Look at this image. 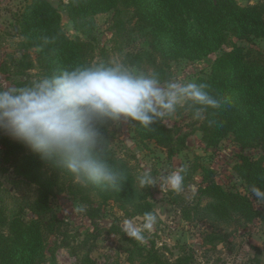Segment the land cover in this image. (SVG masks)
Listing matches in <instances>:
<instances>
[{
  "label": "rangeland",
  "instance_id": "374dc122",
  "mask_svg": "<svg viewBox=\"0 0 264 264\" xmlns=\"http://www.w3.org/2000/svg\"><path fill=\"white\" fill-rule=\"evenodd\" d=\"M31 1L0 0V83L8 86H23L46 73L45 61L39 60V48H22L23 37L14 20V14ZM46 1L57 9L63 33L73 40H81L84 43L81 53L91 55L92 62L121 55L141 70H155L162 82L208 79L215 60L235 47L264 55V39L240 40L230 34L217 50L206 55L175 59L160 54L144 55L151 51L149 38L133 27L134 20L130 21L126 13L115 15L114 10H110L82 18L71 14L70 0ZM236 2L241 6L264 5V0ZM24 52L29 54L34 67L20 73L16 64ZM137 52L142 55H134ZM162 122L173 132L186 135V148L172 157L154 140H142L134 122L109 124L108 129L109 149L117 160L126 164L136 189L135 201H149L150 213L156 216L144 240L136 241L127 236L123 224L133 219L140 225L145 215L135 212L132 206L122 208L113 200H104L92 187H81L69 174L60 172L57 189L49 199L47 217L55 218L52 231L46 234L45 258L41 264H83L86 255L96 264H154L147 254L152 250L170 261L185 255L187 264H264V218L258 216L246 221L237 216L231 221H216L208 213L211 199L198 191L201 185L212 180L246 196L264 215L263 201L235 170L240 154L257 159L262 154L260 147H242L233 133L219 139L216 146L206 147L197 129V120L186 109H178L173 117ZM33 154L26 147L23 153L16 151L6 156L0 145V218L6 220V225L0 229L4 233H8L7 223L13 217L24 221L36 217L33 206L39 187L16 172V165ZM178 168H187L179 193L159 183L162 173ZM146 169H151L157 184L140 189L136 177ZM95 207H100V212L92 220L87 212ZM208 235L217 237L210 239Z\"/></svg>",
  "mask_w": 264,
  "mask_h": 264
},
{
  "label": "trees",
  "instance_id": "16d2710c",
  "mask_svg": "<svg viewBox=\"0 0 264 264\" xmlns=\"http://www.w3.org/2000/svg\"><path fill=\"white\" fill-rule=\"evenodd\" d=\"M68 4L71 14L82 18L110 10H114L115 15L126 13L130 21L134 20L133 27L149 38L151 51L144 55L160 54L173 59L206 55L217 50L227 34L240 40L264 39V5L241 6L236 0H70ZM14 20L23 37L22 48H39V60L43 59L46 64L45 74L68 66L93 63L91 55L81 53L84 43L63 33L59 13L48 1L26 3L14 14ZM22 55L16 64L20 73L34 67L29 54L24 52ZM196 83H207L212 92L228 98L219 109H207L205 120H197L202 141L206 147L216 146L219 139L233 133L242 147H260L262 154L257 159L240 154L235 170L250 187L264 190V55L235 47L215 60L208 79L198 78ZM187 111L192 115L191 110ZM108 129L109 125L105 136L110 161L122 168L128 179L120 191L93 189L104 200H113L122 208L129 205L137 213H150L149 201H135L136 189L126 164L110 151ZM135 131L142 140H154L169 157L186 148V135L173 132L162 120L150 128L135 124ZM0 145L6 156L26 150V146L9 140L4 134H0ZM183 169L187 172V168ZM16 172L39 187L33 206L36 217L24 221L15 216L7 223L8 233L0 229V264H41L45 258L46 234L52 231V219L55 218L47 217L49 199L57 189L58 174L65 172L41 160L37 154L25 157L16 165ZM198 191L211 199L208 213L216 221H231L237 216L246 221L258 216L264 218L246 196L229 191L212 180L201 185ZM99 212L100 207H95L87 214L93 220ZM5 225V218H0V226ZM207 237L214 239L217 235ZM147 254L154 264L188 263L185 255L170 261L154 250ZM83 260V264H96L89 255Z\"/></svg>",
  "mask_w": 264,
  "mask_h": 264
},
{
  "label": "clouds",
  "instance_id": "9594fccd",
  "mask_svg": "<svg viewBox=\"0 0 264 264\" xmlns=\"http://www.w3.org/2000/svg\"><path fill=\"white\" fill-rule=\"evenodd\" d=\"M227 102V97L212 92L207 83L162 82L155 70H141L125 57L114 55L42 74L19 87L0 83V134L69 174L81 187L120 191L128 177L110 161L107 125L123 121L150 128L181 108L203 121L207 109H219ZM136 181L140 189L157 184L151 169L142 171ZM159 183L181 192L184 169L162 173ZM252 192L264 200V190L253 187ZM155 221L153 213L145 214L140 225L127 219L123 231L143 241Z\"/></svg>",
  "mask_w": 264,
  "mask_h": 264
}]
</instances>
